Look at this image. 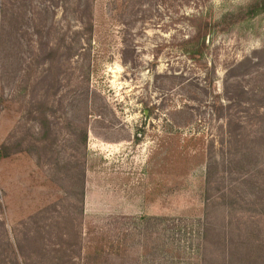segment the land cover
Wrapping results in <instances>:
<instances>
[{"label": "rangeland", "instance_id": "1", "mask_svg": "<svg viewBox=\"0 0 264 264\" xmlns=\"http://www.w3.org/2000/svg\"><path fill=\"white\" fill-rule=\"evenodd\" d=\"M2 145L0 264H264L263 0H0Z\"/></svg>", "mask_w": 264, "mask_h": 264}, {"label": "trees", "instance_id": "2", "mask_svg": "<svg viewBox=\"0 0 264 264\" xmlns=\"http://www.w3.org/2000/svg\"><path fill=\"white\" fill-rule=\"evenodd\" d=\"M264 2V0H263ZM243 63H246V64H249V65H252L254 63V60H253V57L251 58H247L246 60H244L243 62H241L239 65H243ZM238 65V67H239ZM241 94H244V95H247L249 94V90H245L244 88H241ZM0 150H7V145H2L0 147ZM8 154V153H7ZM243 159V158H242ZM256 159L258 160V155L256 156ZM244 161V159H243ZM242 160H239V161H236V163L232 162V160L230 161V164H231V168L230 170H238L240 173L244 174V177H243V181H244V188H250V190L253 192V194L256 196V198L258 199V201H260V203L262 204V201L264 199V186L262 183L260 182H264V179L263 181H260L258 179V177L255 178V176H259V173L262 174V170L264 169L261 168V167H256V171H258V175L257 174H254L253 171H249V164L246 165L245 162H243ZM234 164V166L232 165ZM248 169H247V167ZM215 170L216 169V166H213V164H210L209 166V169H208V179L209 181L208 182H211L212 180V177L213 175L215 174ZM233 205V203H231ZM264 204V203H263ZM264 206V205H263ZM263 215H264V207H262V212H261ZM163 221V220H162ZM209 231H216L215 227H214V224L212 221H207L206 222V226H205V229H204V237L205 235L209 232ZM77 245V244H76ZM67 248L68 250L70 249L71 250V247L74 246V244H67ZM59 249V248H58ZM58 249H56L55 251H59ZM63 249V248H62ZM70 258L67 257V261L70 262L71 264H80V263H77L76 262V258L74 259L73 257L74 256H69ZM21 257H19L18 255L16 256V264H27V262L24 260V259H21V261L19 260ZM57 262L56 264H62L63 262H65V258L63 257H57ZM242 262H244V260L241 259Z\"/></svg>", "mask_w": 264, "mask_h": 264}]
</instances>
